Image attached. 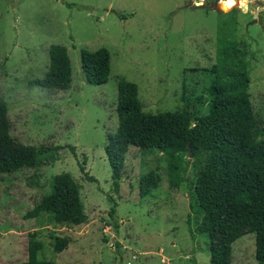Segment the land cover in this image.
I'll return each instance as SVG.
<instances>
[{
	"label": "rangeland",
	"instance_id": "rangeland-1",
	"mask_svg": "<svg viewBox=\"0 0 264 264\" xmlns=\"http://www.w3.org/2000/svg\"><path fill=\"white\" fill-rule=\"evenodd\" d=\"M215 3L220 12L198 6ZM258 14L261 22L250 23ZM227 37L248 61L250 100L264 129V0H0V100L8 106L10 134L44 147L38 167L0 173V264L26 260L30 233L45 242L50 233L68 237L62 251L47 243L39 253L53 264H208V237L196 230L202 216L191 198L193 157L185 155L184 180L170 187L165 155L128 145L115 188L104 146L117 128L119 77L138 85L144 111L207 113L216 49ZM53 43L70 57L66 90L35 83ZM99 47L109 50L110 74L91 85L79 51ZM64 171L78 184L86 221L27 217L52 176ZM143 176L154 182L145 195ZM109 195L117 203L114 218ZM231 264H256L253 233L232 243Z\"/></svg>",
	"mask_w": 264,
	"mask_h": 264
},
{
	"label": "trees",
	"instance_id": "trees-1",
	"mask_svg": "<svg viewBox=\"0 0 264 264\" xmlns=\"http://www.w3.org/2000/svg\"><path fill=\"white\" fill-rule=\"evenodd\" d=\"M80 63L85 82L100 85L110 74V53L106 47L81 48ZM48 67L35 83L47 90H66L72 82V66L67 48L53 43L48 48ZM217 64L210 89L208 112L186 113L175 109L163 112L144 111L138 85L124 77L117 81V128L109 134L104 150L117 188L128 145L145 153L165 155L166 175L170 187L184 180L188 166L186 154H192L197 175L191 198L202 218L196 230L208 237V264H231L232 243L240 236L254 234L256 264H264V129L253 109L249 94V66L239 54L233 38H224L216 49ZM73 149V148H72ZM44 147L16 141L10 134L8 106L0 100V173L22 167H38ZM86 179L96 181L79 164ZM153 181L140 179L142 195L150 191ZM108 214L115 217L117 203L108 196ZM27 217H45L52 224L84 223L78 184L67 171L50 180L49 191L26 212ZM117 230L118 224L114 223ZM49 242L28 235L27 258L22 264H53L39 258L47 243L54 252L68 244L67 236L49 234Z\"/></svg>",
	"mask_w": 264,
	"mask_h": 264
},
{
	"label": "water",
	"instance_id": "water-1",
	"mask_svg": "<svg viewBox=\"0 0 264 264\" xmlns=\"http://www.w3.org/2000/svg\"><path fill=\"white\" fill-rule=\"evenodd\" d=\"M217 4L218 3H215V4H213V5H209V7L211 8V9H213V10H215V11H217V12H220L221 11V9L217 6ZM198 5H202V4H198ZM260 23L261 22V15H258L257 16V19H253L250 23ZM192 154L190 153V156H191Z\"/></svg>",
	"mask_w": 264,
	"mask_h": 264
},
{
	"label": "flooded vegetation",
	"instance_id": "flooded-vegetation-1",
	"mask_svg": "<svg viewBox=\"0 0 264 264\" xmlns=\"http://www.w3.org/2000/svg\"><path fill=\"white\" fill-rule=\"evenodd\" d=\"M198 6H200V7H207V8H210L209 5H206V4H202V5H198ZM258 15H261V14H258ZM258 15H257V16H258ZM253 19H257V17H256V18L253 17L252 20H253Z\"/></svg>",
	"mask_w": 264,
	"mask_h": 264
},
{
	"label": "bare ground",
	"instance_id": "bare-ground-1",
	"mask_svg": "<svg viewBox=\"0 0 264 264\" xmlns=\"http://www.w3.org/2000/svg\"><path fill=\"white\" fill-rule=\"evenodd\" d=\"M223 5H224L225 9H228V7L226 6V4H223ZM223 5H221V6H223Z\"/></svg>",
	"mask_w": 264,
	"mask_h": 264
},
{
	"label": "clouds",
	"instance_id": "clouds-1",
	"mask_svg": "<svg viewBox=\"0 0 264 264\" xmlns=\"http://www.w3.org/2000/svg\"><path fill=\"white\" fill-rule=\"evenodd\" d=\"M249 2H251V0H249Z\"/></svg>",
	"mask_w": 264,
	"mask_h": 264
}]
</instances>
